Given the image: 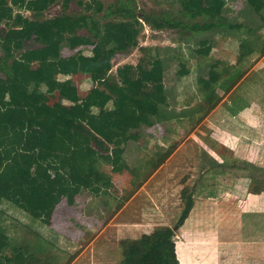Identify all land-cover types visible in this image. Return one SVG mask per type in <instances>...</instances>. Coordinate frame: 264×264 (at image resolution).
I'll list each match as a JSON object with an SVG mask.
<instances>
[{
  "label": "trees",
  "instance_id": "trees-1",
  "mask_svg": "<svg viewBox=\"0 0 264 264\" xmlns=\"http://www.w3.org/2000/svg\"><path fill=\"white\" fill-rule=\"evenodd\" d=\"M72 1L0 0V264H55L58 254L54 249L59 254L67 252L61 249L56 230H51V238L29 223L22 229L6 227L4 203H12L40 219L41 224L50 225L63 199L75 205L77 196L84 192L97 197L115 189L106 166L113 173L129 171L139 188L170 157L175 146L152 143V169L142 174L139 166H131L126 152L145 135V123L177 135L184 128L192 130L220 102L217 89L227 94L239 82L245 71L229 79L227 64L211 55L217 34L238 39L237 66L248 58L250 66L264 55V34L259 32L264 29V0H156L174 9H164L161 15L138 14L132 0L109 7L102 0H78L83 11H71ZM240 1L245 7L237 15L244 18L229 20V5ZM59 3L60 14L42 18ZM102 14L107 21L100 20ZM145 23L155 29H178L179 45L143 48L145 57L136 65L126 64L108 74L117 53L137 47ZM80 30L90 36L80 34ZM92 39L100 43L101 50L98 58L90 59L85 72L95 86L81 98L75 85L60 84L52 74L79 73L78 54L64 55L63 43L72 47ZM33 43L42 48H32ZM172 71L178 79L168 86L167 76ZM57 90L78 102L49 105L46 96ZM197 97L201 103L187 108ZM112 98L117 113L106 125L93 108L105 107ZM183 98L185 107L172 106V101L181 103ZM198 112L202 114L196 115ZM186 117H190L188 122ZM189 122L192 127L187 126ZM153 134L148 131L149 138ZM231 162L210 163L218 166L215 169L233 166ZM194 202L193 193L185 197L174 227H157L122 240L123 258L118 264H179L176 232L185 224ZM74 257L75 253L69 254L62 264H69Z\"/></svg>",
  "mask_w": 264,
  "mask_h": 264
},
{
  "label": "rangeland",
  "instance_id": "rangeland-1",
  "mask_svg": "<svg viewBox=\"0 0 264 264\" xmlns=\"http://www.w3.org/2000/svg\"><path fill=\"white\" fill-rule=\"evenodd\" d=\"M77 1H72L71 11H83V7ZM119 1L121 0H102L105 7ZM132 5L140 15L144 13L161 15L164 9L174 11L172 7L160 4L156 0H132ZM229 6L232 9L226 13L229 20L235 19L236 21V18L237 20L244 18L242 14L237 15V11L241 10L243 6L245 7L244 1ZM61 9V3L56 4L45 12L42 18L60 14ZM23 13L28 16L31 14L28 11H23ZM103 14L100 20L107 21ZM168 14L174 15V13ZM79 32L90 36L86 30ZM259 32L264 34V29ZM180 35L178 29H155L145 23L139 35L137 47L126 53H117L112 59L108 74H115L117 69L124 64L136 65L141 58L145 57L146 50L143 48L177 47L180 42ZM31 47L41 49L42 45L33 43ZM100 50L101 45L95 39L72 47L63 43L62 52L64 55L76 53L80 58L81 71L75 75L72 82L79 87L81 94L88 92L95 84L85 70L90 59L99 57ZM211 55L227 64L229 69L225 73L230 74L229 79L238 78L242 71H245L241 76L244 78L251 71L247 81L240 85L236 91H232L233 93L226 95L222 89H217V98L222 93L224 94L220 101L225 97L228 98L222 104V108L227 109L231 103L235 108V105L243 103L245 99L255 102L260 101L257 100L259 98L264 100V60L262 59L264 55L259 56L250 68H246L249 66V58L245 60L243 67H238L239 41L232 35L224 34L215 36ZM193 63L194 60H191L190 64ZM254 66L256 68L251 70ZM177 77L174 71L170 72L166 80L167 85H175ZM181 100V103L172 101V106L178 109L185 107L184 98ZM236 100L240 103H237ZM112 101L113 105L116 104L115 100ZM199 103H201V97H197L186 107L194 108ZM261 104L262 111H264V102ZM101 110V108H96L97 112ZM201 114L202 112H198L196 115ZM205 117L192 130L187 131L184 128L180 132L181 135L163 132L161 128L156 126L150 127L154 131L152 139L161 141L168 148L175 146V150L170 159L158 168L155 176L152 179H145L141 187H136L137 180L129 171L113 173L111 167L106 166V171L112 175L115 189H110L107 193H102L97 197L84 192L77 196L75 205H69L66 199H63L56 207L50 225L41 224L40 219H36L12 203H4V224L14 230L16 228L22 229L23 225L29 223L44 236L51 238L54 236L51 230H56L60 234L58 240L61 249L67 252L59 254L55 248L54 251L58 254L55 264L64 263L68 255L74 253L75 257L69 264H118L123 258L122 240L137 238L142 233L151 232L157 227H174L185 206V197L189 193H193L195 204L182 229L176 232L179 264H259L260 257L257 256L250 261L251 256H240L236 251L239 246L238 242L246 236L247 231L250 232L249 223L251 221H249L251 214L246 215L245 213V209H248L247 203L245 204V197L247 195L246 186L252 185V181L246 178L242 179L243 175H241L242 177L239 176L242 173L248 174L255 170V175H258L261 181H258V186L253 181L252 188L254 187L255 191L264 189V161L258 163L257 168L253 165L242 164L243 170L240 168L241 163L237 167L234 164L230 167L214 169L216 165L209 161L213 155L219 157V160L231 162L234 159L231 151L226 149L221 144L222 142L220 143V141H226V133L219 130L230 127L238 132L240 141L244 143L246 140L248 142L255 141L258 133L254 131L258 129L262 132L264 123H254V125L238 126L237 128L230 126L233 123L230 124L229 119L221 118V125L214 129L206 124L202 125ZM186 118L185 120L188 122L190 117ZM255 121L257 122L258 119ZM191 124L189 122L187 126L189 127ZM199 126L200 129L197 130ZM250 128L252 131L249 130ZM212 135H214V140ZM138 141L139 144L136 146L131 144V147H128L126 158L131 166L136 164L144 174L152 169L150 165L153 157L151 144H147V140L144 138ZM205 144H215V151L210 149L211 145L207 147ZM254 144H264V141L263 143H256L255 141ZM204 148L208 153L203 150ZM262 151L264 152V150ZM140 157L143 159V165L137 162ZM215 174L217 176H214ZM233 189L237 192L229 194ZM258 195L254 198L253 205L261 210L264 207V198L261 199ZM254 215L261 218L264 213H254ZM257 217L252 219L254 229L251 232L254 236H260L261 231L256 224L259 222ZM217 220H220L219 226L216 225ZM246 226L249 230L246 229ZM30 235L29 237L33 238ZM247 254L250 252L247 251ZM38 264H45V262L42 261Z\"/></svg>",
  "mask_w": 264,
  "mask_h": 264
},
{
  "label": "crops",
  "instance_id": "crops-1",
  "mask_svg": "<svg viewBox=\"0 0 264 264\" xmlns=\"http://www.w3.org/2000/svg\"><path fill=\"white\" fill-rule=\"evenodd\" d=\"M120 53H125V52H120ZM262 59L264 60V56H263ZM124 65H126V64H124ZM132 65H134V64H132ZM243 66L244 65H239L238 67L241 68ZM256 66L251 68V70L255 69ZM249 67H251V65ZM246 68H248V67H246ZM79 73H77L75 75H78ZM250 73H251V71L249 73H247L244 78L242 77L239 80L241 82L239 84L237 83L227 94L233 93L234 91H236V89L240 85L245 83L247 81ZM75 75H72V76L57 75V76H55L54 74H52V76L54 78L58 79L60 84L65 83V82H70L73 85H75L77 87V89H78L79 97L84 98L90 92V90L95 86V84L88 92H86L85 94H81L79 87L72 82V81H74L73 79H74ZM87 75H89V74H87ZM222 95H224V94L222 93ZM222 95H221V98H222ZM227 99L228 98H226V97L223 98L207 114V116L203 120V124L202 125L206 124V125H208V127H213L214 129H217V128H219L218 126L221 125V118H224L225 120L229 119L231 121L229 123L230 124L233 123V125H230V126H232V127L236 126L237 128H238V126H248L250 124L254 125V123H260V122L264 123L263 122L264 121V111H262V107H261V105H262L261 103L264 102V100L262 98L257 99V100H260V101H257V102H255L254 100H247V99H245L243 101L241 99L243 101V103H240V101H238L240 104L235 105L236 106L235 108H234V105L232 103L229 104V107H227V109L222 108V104ZM112 100H115V99L112 98L107 103V105L105 107L95 106L93 108V111L96 114H98L103 119V121H104V123L106 125H108V124H110L112 122V120L115 118L116 113H117V103L113 105L112 104V102H113ZM46 102L49 105H54L55 103H59V102H62L64 104H76L78 101L76 99H70V98L63 97L60 94L59 90H57L53 95H47L46 96ZM236 102H237V100H236ZM97 107L101 108L102 110L100 112H97L96 111ZM107 109H109V111H107ZM255 119H258V121L256 122ZM202 125H200V126H202ZM154 126L155 125H150L148 123H145V128L147 129V131L144 132L145 135H142L141 139L144 138V139L147 140V138H149L148 137V131H150V130L153 131L152 129H150V127H154ZM200 126L197 128V130L200 129ZM249 130L252 131L251 128ZM219 131H222V132L226 133V136H225L226 137V141L225 140L224 141H220V143L222 142L221 144L224 145V147L226 149H229L231 151V154L234 157L233 161H234L235 164H240V163L242 164V162H244L245 164L247 163L246 165H253V166H255V168H257L258 163L260 164V163H262L264 161V152L262 151V150H264V144H254L255 141H256V143H263V141H264V130L263 129H261L262 132H260V130L258 131V129L256 131H254V129H253L254 132L258 133L257 134V139L255 141H249V142H248V140H246L244 143L242 141H240V138L238 136V132L233 130V129H231L230 127L227 128V129L224 128V130H219ZM213 136L214 135H212V138L214 140ZM145 137H147V138H145ZM249 139H251V138H249ZM149 140H150L149 144H151V146L154 145L152 143H155L157 141L156 139H152V137L149 138ZM217 140H218V138H217ZM257 141H261V142H257ZM134 142H135V144H133V145L136 146L139 141H134ZM209 145H211V144H209ZM209 145L205 144V146H207V147ZM214 146H216V145L215 144L211 145L210 149L214 150L215 149ZM203 150L207 151L205 148ZM173 152L170 155V157L174 154ZM207 153H208V151H207ZM257 153H258V155H257ZM170 157H168L165 162H167L170 159ZM212 157H213L212 158L213 160H217L218 162H223V159L219 160V157H216L214 155ZM212 159L209 162H211ZM137 162H140V163L144 164L142 157H140V159ZM163 164H165V163H163ZM163 164L161 166H163ZM157 170H158V168L155 171H153L151 173V175H149L147 178H151L152 179L155 176V174L157 173L156 172ZM250 173H251V175H250ZM250 173H248V174L247 173L246 174L242 173V174H240L239 177H242L241 175H243L242 179H245V178L246 179H250L252 181V183H251L252 185H254L253 181H255V185L258 186V184H259L258 181H261L260 178L258 177V175H255V170H253L252 172L250 171ZM214 176H217V175L215 174ZM242 184H245V183H242ZM252 185L246 186V188H247V193L246 194L247 195L245 197L246 198L245 199V204L247 203L246 205H247V208H248V209H245L246 210L245 213H246V215L251 214V216L249 217V221L251 220L250 223H249L250 224V232L247 231L246 236H244V238L241 241L238 242L239 246L237 247L236 251H238L237 253H239L240 256L241 255H244V257H246V256L250 257L251 256L250 257V261L255 259L258 256V257H260V259L258 258L260 260L259 264H264V216H262L261 218H258L257 216L254 215V213H264V207L261 208V210H259L253 205V203L255 202L254 198H256V196L258 194H259L258 196L261 197V199L264 198V191H263L264 189H259L258 190L259 192H258V191L254 190V187L252 188ZM233 192L236 193L237 191L235 189H233L229 194H232ZM255 192H258V193H255ZM194 204H195V202H194ZM246 215H244V216L246 217ZM259 216H260V214H259ZM254 217H257L258 220H259V222L256 223V224L258 226V229L261 230L260 233H259L260 236H254L253 232H251L254 229L253 228L254 223L252 221V219ZM219 223H220V220H217L216 221V225L219 226ZM182 227L180 229H182ZM246 229H248L247 226H246ZM251 250H253V251H251ZM247 251H249L250 254H247ZM177 253H178V251H177ZM178 257H179V255H178Z\"/></svg>",
  "mask_w": 264,
  "mask_h": 264
}]
</instances>
